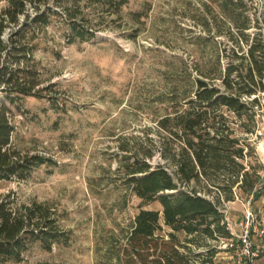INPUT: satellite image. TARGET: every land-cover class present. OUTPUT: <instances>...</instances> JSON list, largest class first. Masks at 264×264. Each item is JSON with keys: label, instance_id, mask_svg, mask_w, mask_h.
Segmentation results:
<instances>
[{"label": "rangeland", "instance_id": "374dc122", "mask_svg": "<svg viewBox=\"0 0 264 264\" xmlns=\"http://www.w3.org/2000/svg\"><path fill=\"white\" fill-rule=\"evenodd\" d=\"M105 1L26 3L29 18L49 9L48 23H31L26 29L38 40L30 62L21 66L28 65L38 96L24 97L17 103L20 108L10 106L11 148L55 164H41L24 179H0V194L11 192L17 203H47L68 240L48 249L31 243L18 264H113L114 237H122L138 209L161 208L156 200L141 201L125 184L123 156L131 159L133 153L148 150L151 167L160 164L171 170V162L162 156V138L169 136L159 128L158 117L169 112L175 100L183 102L184 90L198 71L212 73L215 57L221 72L228 62L238 63L228 32L236 29L221 12L219 0H126L118 10ZM243 2L253 25L246 32H263L264 0ZM4 4L0 2V12ZM18 19L24 21L22 15ZM72 20L92 32L91 38L69 42ZM18 28L20 24L7 26L3 39ZM213 81L221 86L219 79ZM257 96L259 106H253L252 118L238 120L221 109L247 152L245 161L264 178V92ZM195 187L212 201L218 195V207L232 221H239L249 208L258 227L264 228V190L254 197L253 191L244 193L234 186L233 199L223 200V193L212 185ZM178 237L196 253L212 249L214 264H232L230 252L218 241L199 237L192 242L182 232ZM253 240L260 249L257 264H264V238Z\"/></svg>", "mask_w": 264, "mask_h": 264}, {"label": "trees", "instance_id": "16d2710c", "mask_svg": "<svg viewBox=\"0 0 264 264\" xmlns=\"http://www.w3.org/2000/svg\"><path fill=\"white\" fill-rule=\"evenodd\" d=\"M1 1L5 4L0 12V179H24L41 164H55L49 158L20 154L11 148L14 125L10 106L20 108L17 103L24 97L38 96L28 65L21 66L24 61L30 62L38 40L35 32L26 29L31 23L45 26L49 9L29 18L27 0ZM125 3L104 2L107 6L114 4L117 10ZM244 6L243 0H219L221 12L231 18L236 29L228 32L235 44L232 57L238 63L228 62L221 72L215 57L212 73L198 71L184 90L183 102L175 100L170 111L157 119L159 128L169 136L162 138V156L171 162L172 169L160 164L151 167L146 161L148 150L140 155L133 153L131 159L123 156L125 184L141 201L156 200L161 208L138 209L122 237H114L113 264L212 263V249L196 253L178 237L182 232L191 236L188 240L197 242L199 237L214 240L215 236H229L218 209L222 199L218 195L214 201L207 199L198 194L195 185L216 187L223 193V200L233 199L234 186L244 193L253 191L254 197L264 190V178L245 161L247 152L240 139L232 135L228 115L221 109L238 120L252 118L253 106H259L257 94L264 92V31L252 35L246 32L253 25L244 14ZM68 12L75 15L70 9ZM19 15L24 18L21 23ZM19 24L20 28L12 29L4 40L6 27ZM92 35L73 22L68 37L73 42ZM214 79H219L221 86L215 85ZM185 185L190 189L181 188ZM163 226L169 229L164 231ZM67 240L68 234L59 227L56 213L47 203H17L11 192L0 194V264H18L31 243L48 249L52 243Z\"/></svg>", "mask_w": 264, "mask_h": 264}, {"label": "built area", "instance_id": "2783aa9c", "mask_svg": "<svg viewBox=\"0 0 264 264\" xmlns=\"http://www.w3.org/2000/svg\"><path fill=\"white\" fill-rule=\"evenodd\" d=\"M218 209L223 215L221 223L228 230L229 236H215L214 240L222 244L220 247L230 252L232 264H257L260 249L255 244L253 236L264 238V228L258 227L252 211L246 208L241 219L235 222L229 218L227 211Z\"/></svg>", "mask_w": 264, "mask_h": 264}, {"label": "water", "instance_id": "95a60500", "mask_svg": "<svg viewBox=\"0 0 264 264\" xmlns=\"http://www.w3.org/2000/svg\"><path fill=\"white\" fill-rule=\"evenodd\" d=\"M262 135V144H263V147H264V131L261 133Z\"/></svg>", "mask_w": 264, "mask_h": 264}, {"label": "bare ground", "instance_id": "6f19581e", "mask_svg": "<svg viewBox=\"0 0 264 264\" xmlns=\"http://www.w3.org/2000/svg\"><path fill=\"white\" fill-rule=\"evenodd\" d=\"M261 149H262V151H264V147H263V144L261 143Z\"/></svg>", "mask_w": 264, "mask_h": 264}]
</instances>
